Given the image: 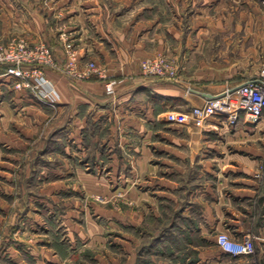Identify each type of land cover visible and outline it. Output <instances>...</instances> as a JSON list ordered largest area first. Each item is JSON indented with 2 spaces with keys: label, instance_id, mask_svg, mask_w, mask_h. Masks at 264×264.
<instances>
[{
  "label": "rangeland",
  "instance_id": "1",
  "mask_svg": "<svg viewBox=\"0 0 264 264\" xmlns=\"http://www.w3.org/2000/svg\"><path fill=\"white\" fill-rule=\"evenodd\" d=\"M255 3L230 0V17L236 18L238 12L253 17L254 4L257 11L260 6L264 34V2ZM248 28L244 34L250 36L247 44H251L253 33ZM169 58L183 70L177 82L164 81L180 86L183 93H192L188 88L198 84L199 75ZM64 61L65 58L58 61L59 67ZM9 83L12 87L10 80ZM169 104L165 115L170 110L189 109L180 98ZM25 111L21 127L29 137L18 139L23 142V149L7 150L0 156L1 223L19 227L16 239L22 248H32L33 252L19 250L23 263L46 264V258H50L55 264H205L215 254L218 233L231 236L226 230L213 227L219 218H232L222 211L228 203L222 206L221 200L226 202L230 192L236 193L240 180H251L257 187L253 196L243 203L230 199V209L249 228L255 250L248 256L257 264L260 234L255 232L264 228V120H241L233 126L218 127L205 139L212 147L208 148L206 143L196 144L195 139L193 142L186 137V130L196 129L171 124L165 116L166 122L154 121L148 129L164 131L170 137L181 136L184 146L192 145V149H182L178 161L172 153L156 148L150 163L153 167L129 177L124 160L131 151L126 147L140 144L142 138L124 137L126 129L115 128L108 116L88 114L81 133L83 151H78L75 139L64 138L60 129L49 134L56 112H43L37 130L32 131L26 119L30 115H25ZM173 130L182 133L172 134ZM119 131L123 137H119ZM161 140L158 134L150 139L159 145L164 141ZM168 146L166 142L164 149L171 151ZM46 147L50 149L48 153ZM121 149L123 154L119 153ZM228 166L230 169L224 170ZM9 234L13 237L12 231ZM5 237L0 233V250L7 243ZM1 264L10 263L4 259Z\"/></svg>",
  "mask_w": 264,
  "mask_h": 264
},
{
  "label": "crops",
  "instance_id": "2",
  "mask_svg": "<svg viewBox=\"0 0 264 264\" xmlns=\"http://www.w3.org/2000/svg\"><path fill=\"white\" fill-rule=\"evenodd\" d=\"M229 3L230 0H0V45L17 38L29 43L42 40L52 48L56 59L62 61L65 54L60 34L67 32L79 46L81 58L94 60L104 70V78L95 76L88 80H70L46 68L47 87L55 91L52 98L55 106L46 104L43 107L30 91L13 89L5 75V67L0 66V156L7 150L23 149V142H18V139L29 137L21 127L22 112L26 110L24 114L32 117H26L32 131L37 130L43 112H56L57 119L49 134L60 129L64 138L75 139L78 151H83L81 133L89 113L97 118L108 116L115 128L126 129L123 130L124 137H141L140 144L131 143L126 147L131 151L126 153L129 157L124 160L125 168L130 171L129 177L153 167L150 163L156 148L159 152L172 153L179 161L182 149L187 151L192 149V145L185 147L181 136L170 137L169 133L161 130L151 132L148 126L154 121L166 122L165 110L173 99H183L190 108L202 104L206 98L193 92L183 93L180 86L168 81L144 76L140 61L155 52L166 53L185 64L190 73L199 75L196 89L188 88L189 91L201 90L212 95L234 89L254 78L264 62L260 6L257 11L254 4L253 17H245L238 12V16L231 19ZM247 26L253 33L251 44H247L250 36L244 34L249 30ZM108 81L113 82L112 93L105 91ZM51 108H56V111ZM213 123L223 127L219 119H213L204 127L185 126L196 129L186 130L185 134H189L186 137L193 142L195 139L196 144L204 142L212 148L205 139L217 130L218 127H212ZM120 131L119 137H123ZM181 133V130L172 132ZM157 134L164 140H161V145L150 141L151 136ZM166 142H169L171 151L164 149ZM121 144L123 141L119 144L122 147ZM45 150L48 153L50 149L46 147ZM119 151L124 153L122 149ZM114 152L117 153L118 149ZM196 155L197 151L193 156ZM115 164L118 167L117 161ZM1 166L7 169L6 165ZM237 170L243 169L238 167ZM253 184L251 180H240L236 193L230 192L226 202L221 200L222 206L228 203L222 211L232 218H219L213 227L222 228L236 238L250 236L248 226L232 208L231 211L230 201H248L257 188ZM129 193L135 196L133 192ZM16 230L19 227L15 225L4 226L0 217V233L7 236V243L0 250V264L4 259L10 264H25L19 250L26 252L32 248H22L15 237ZM255 233L260 234L257 237V264H264V228L260 227ZM216 246L215 254H211L205 264H256L250 256L233 257ZM46 261V264L56 263L50 258Z\"/></svg>",
  "mask_w": 264,
  "mask_h": 264
},
{
  "label": "built area",
  "instance_id": "3",
  "mask_svg": "<svg viewBox=\"0 0 264 264\" xmlns=\"http://www.w3.org/2000/svg\"><path fill=\"white\" fill-rule=\"evenodd\" d=\"M264 2V0H262ZM65 61L61 67L54 52L44 41L29 43L23 38L12 39L0 45V66L5 67V75L10 79L15 90L25 89L34 94L40 104L54 107L55 91L48 88L45 69L60 72L70 80H88L92 77L104 78L103 71L94 61H84L79 46L72 35L60 34ZM140 70L144 76L177 82L183 68L177 66L166 53L156 52L142 59ZM105 91L113 92V82L105 83ZM166 121L183 126L204 127L219 119L224 126L236 125L241 120L249 123L259 122L264 118V62L261 63L254 78L246 80L234 89H227L213 99L205 101L188 110H170ZM212 127L217 128L219 124ZM216 244L226 254L236 257L252 255L255 247L249 237L233 238L220 232Z\"/></svg>",
  "mask_w": 264,
  "mask_h": 264
},
{
  "label": "water",
  "instance_id": "4",
  "mask_svg": "<svg viewBox=\"0 0 264 264\" xmlns=\"http://www.w3.org/2000/svg\"><path fill=\"white\" fill-rule=\"evenodd\" d=\"M191 92L196 93V94H199V95L205 97L206 99H213V98H215L217 96V95H212V94H207V93L199 92V91H196V90H191Z\"/></svg>",
  "mask_w": 264,
  "mask_h": 264
}]
</instances>
